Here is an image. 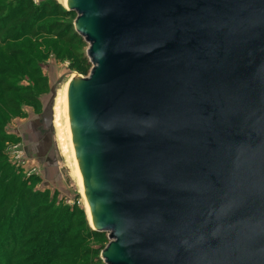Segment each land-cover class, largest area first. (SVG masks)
Wrapping results in <instances>:
<instances>
[{
  "label": "water",
  "instance_id": "95a60500",
  "mask_svg": "<svg viewBox=\"0 0 264 264\" xmlns=\"http://www.w3.org/2000/svg\"><path fill=\"white\" fill-rule=\"evenodd\" d=\"M67 5L91 64L67 112L103 263L264 264V0Z\"/></svg>",
  "mask_w": 264,
  "mask_h": 264
},
{
  "label": "trees",
  "instance_id": "16d2710c",
  "mask_svg": "<svg viewBox=\"0 0 264 264\" xmlns=\"http://www.w3.org/2000/svg\"><path fill=\"white\" fill-rule=\"evenodd\" d=\"M27 6L20 3L13 9L0 7V11H10L3 17L5 25L12 23L7 30L6 26L0 27V33L5 31L0 42V264H102L100 259H82L92 254L82 245L86 237H81L79 231L71 233L73 224L64 223L66 218L59 207L47 213L55 207L54 200L42 209L48 200L46 195L23 192L26 184L17 182V177H10L11 169L1 151L3 144L11 138L4 135L3 125L21 113L24 103L30 102L28 88L22 89L19 82L24 77L36 84L41 80L34 67L36 58L43 56L38 49L43 47L71 59L73 49L80 46V37L75 32L66 38L64 34L55 33L57 41H53L49 39L51 32L47 31V39L39 42V37H35L33 40L35 32L28 31L32 17L27 15L30 10ZM50 14L42 19L54 16ZM70 14L74 13L65 9L57 13L63 17ZM65 44L68 45L66 49ZM70 68L81 75L88 74L83 60L71 63ZM22 199L25 201L21 202ZM100 235L103 234L92 230L88 233L93 239H100Z\"/></svg>",
  "mask_w": 264,
  "mask_h": 264
},
{
  "label": "rangeland",
  "instance_id": "374dc122",
  "mask_svg": "<svg viewBox=\"0 0 264 264\" xmlns=\"http://www.w3.org/2000/svg\"><path fill=\"white\" fill-rule=\"evenodd\" d=\"M20 3L28 5L27 8H30L27 15L32 17V20L31 24H28L30 27L28 31L35 32L33 40L35 37H39V42L47 39V31L51 32L49 39L53 41H57L54 37L55 33L64 34L63 37L66 38L74 32L76 14H70L67 17L60 16L61 14L57 15L60 10H64L62 0H5L0 2V7L4 5L13 9L15 6H20ZM9 13L10 11H0L1 28L6 26L3 17ZM49 14L54 16L42 19ZM11 26L12 23H9L5 29H9ZM4 32L0 33V42ZM38 32L42 35H39ZM78 42L80 46L73 49L71 59L65 54H58L43 47L38 49L43 53V56L36 58L34 67L41 80L36 84L24 77L19 82V87L28 88L27 95L30 97V102L24 103L21 113L11 117L3 125L4 135L11 138L3 144L1 151L11 169L8 173L11 175L10 177H17V182L23 181L26 184L23 192H38L43 196L46 195L48 200L45 206L42 205V209L48 207L51 200H54L55 207L47 213H52L56 207H59L66 218L64 223L73 224L71 233L79 231L81 237H86L82 245L84 249H90L92 254L83 256L82 259L101 260V252L108 245L109 237L106 233L100 235V239L88 236L92 228L76 176L73 174L74 169L69 153L63 151L53 127L50 131L44 132L40 125V115L47 110L52 100L53 109L56 97L61 94L64 85L70 78L74 75L86 77L90 72L91 64L87 56L88 45L82 38ZM67 47L68 45L65 44V49ZM78 60L85 62L88 69L86 76L70 68L71 63ZM4 175L6 174L4 173L3 177ZM24 201L21 200V202ZM102 264H104L103 261Z\"/></svg>",
  "mask_w": 264,
  "mask_h": 264
},
{
  "label": "bare ground",
  "instance_id": "6f19581e",
  "mask_svg": "<svg viewBox=\"0 0 264 264\" xmlns=\"http://www.w3.org/2000/svg\"><path fill=\"white\" fill-rule=\"evenodd\" d=\"M62 6L65 10H68L67 0H62ZM68 83L69 81L64 85L61 94H59L55 99L54 106H53L52 127L56 131L57 139L60 141L63 151L64 152L67 151L69 153V156L72 161V166L74 169L73 174H75L76 176L77 184H78L80 193L84 200L85 209H86L87 216L89 218L90 227L93 228L92 223H91L90 210H89V207L86 203V199L84 196L83 182H82L80 170L78 167V163L76 160L71 131H70V122H69L68 112H67Z\"/></svg>",
  "mask_w": 264,
  "mask_h": 264
}]
</instances>
